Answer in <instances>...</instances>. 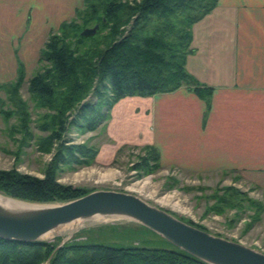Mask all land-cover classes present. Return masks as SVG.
<instances>
[{"label": "trees", "instance_id": "16d2710c", "mask_svg": "<svg viewBox=\"0 0 264 264\" xmlns=\"http://www.w3.org/2000/svg\"><path fill=\"white\" fill-rule=\"evenodd\" d=\"M216 2L83 0L71 19L62 21L49 33L38 57V63L45 64L28 80L35 109L45 111L38 112L35 118L37 127L48 132L45 138H40L44 145L40 149L51 151L54 143L60 141L58 147L43 178L14 169L0 170V192L31 202L80 197L88 191L58 183L56 170L59 164L83 162L77 155L93 159L96 149L81 144L66 146L61 135L68 125L76 124L81 131L94 130L109 118L111 108L121 98L171 92L183 85L206 99L208 90L199 87L187 72L185 62L192 52L193 24L209 13ZM96 24L98 29L93 35H81L84 28ZM24 78V66L19 62L16 78L0 87L13 97ZM89 95L96 97L97 102L83 101ZM13 98L11 102L15 101ZM72 109L77 113L68 121L67 112ZM3 113L15 114L16 128L27 134L30 121L27 113ZM145 149L153 151L154 168L157 167L158 150L150 145ZM142 162L143 166L147 165L146 158ZM45 261L48 264H207L170 243L167 248H159L72 240L58 246L47 241L27 244L0 239V264Z\"/></svg>", "mask_w": 264, "mask_h": 264}, {"label": "crops", "instance_id": "0c3cea01", "mask_svg": "<svg viewBox=\"0 0 264 264\" xmlns=\"http://www.w3.org/2000/svg\"><path fill=\"white\" fill-rule=\"evenodd\" d=\"M81 5L82 0H0V35L9 36L11 66L21 62L26 74L46 36ZM191 32L185 68L208 90L206 99L186 85L126 96L112 107L107 131L121 145L156 147L161 166L238 173L264 186V0H217ZM26 34L19 51L11 47V40ZM7 49L2 41L0 52ZM104 149V159L114 151Z\"/></svg>", "mask_w": 264, "mask_h": 264}, {"label": "rangeland", "instance_id": "374dc122", "mask_svg": "<svg viewBox=\"0 0 264 264\" xmlns=\"http://www.w3.org/2000/svg\"><path fill=\"white\" fill-rule=\"evenodd\" d=\"M5 37L9 38L0 35V45L3 41L8 48L0 52V56H3L2 59L0 57L3 63L0 64V85L13 81L18 68V64L11 66L12 52ZM23 37L11 40V47L16 46L17 49V44L25 39L27 34ZM47 37L48 35L45 41ZM44 64L38 63L37 58L25 74L23 82L13 95L14 98L9 97L0 87V170L14 169L21 174L43 178L45 168L58 147L60 141L54 143L51 151L40 149L44 146L41 140L48 132L37 127L35 118L38 112L45 111L35 109L28 91L29 78ZM11 98L15 101L11 102ZM83 101L94 104L97 98L89 95ZM10 111L22 115L27 113L30 116L27 134L16 128L18 120L15 114L3 113ZM105 111L103 107L102 113ZM76 113V109L67 112L68 121L73 119ZM110 118L111 110L109 118L94 130L81 131L73 124L68 125L69 127L62 132L61 141L66 146L81 144L96 149V153L93 159L77 155L79 160H84L83 162L59 164L55 174L58 183L83 188L88 192L115 190L134 193L199 229L264 253V186L247 180L238 173L227 171L210 173L183 170L173 165L161 166L160 157L159 165L154 168L151 153L153 151L146 150L147 145H121L109 135L107 122ZM78 122L81 124L83 120L79 119ZM102 148L114 149L112 153L106 155V160L101 154ZM108 151L110 149L105 153L108 154ZM145 158L147 165L143 166L142 161ZM65 229H69V226L64 227L63 231ZM44 239L57 243L58 246L74 240L113 245L169 247L166 240L149 229L123 218L95 224L86 221L69 233L55 231ZM42 264H48V261Z\"/></svg>", "mask_w": 264, "mask_h": 264}, {"label": "water", "instance_id": "95a60500", "mask_svg": "<svg viewBox=\"0 0 264 264\" xmlns=\"http://www.w3.org/2000/svg\"><path fill=\"white\" fill-rule=\"evenodd\" d=\"M97 29V24L84 28L81 35ZM108 216L136 222L207 264H264L263 252L199 229L134 193L93 190L63 202H31L0 193V239L5 241L42 242L68 224Z\"/></svg>", "mask_w": 264, "mask_h": 264}, {"label": "bare ground", "instance_id": "6f19581e", "mask_svg": "<svg viewBox=\"0 0 264 264\" xmlns=\"http://www.w3.org/2000/svg\"><path fill=\"white\" fill-rule=\"evenodd\" d=\"M118 219H121L120 217H111V216H108V217H96V218H93V219H91V220H89L88 222L89 223H91V224H95V223H100V222H107V221H113V220H118ZM81 223H83V221H76V222H74V223H71V224H68V225H66V226H69V229H65L64 231H63V228L65 227L66 228V226H63L62 227V229H58L57 231L58 232H60V233H66V232H71V230H73V229H75V228H77V227H79V226H81ZM76 226V227H75ZM75 232V231H74ZM51 233H49V234H47L46 236H45V238L46 237H48L49 235H50Z\"/></svg>", "mask_w": 264, "mask_h": 264}]
</instances>
